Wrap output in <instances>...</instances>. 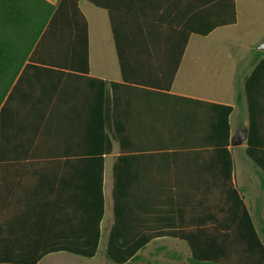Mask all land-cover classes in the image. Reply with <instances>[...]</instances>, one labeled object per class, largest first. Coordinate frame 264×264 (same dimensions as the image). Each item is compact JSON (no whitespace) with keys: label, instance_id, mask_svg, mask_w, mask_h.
Instances as JSON below:
<instances>
[{"label":"crops","instance_id":"0c3cea01","mask_svg":"<svg viewBox=\"0 0 264 264\" xmlns=\"http://www.w3.org/2000/svg\"><path fill=\"white\" fill-rule=\"evenodd\" d=\"M46 1L56 5L60 0ZM115 2L124 6V1ZM235 2L237 24L201 38H213L227 29L242 36L254 27L258 16L254 8L264 0H245V7ZM79 7L88 23L89 74L67 81L70 94L62 97L50 127L29 157L20 144L8 149V159L0 160V249L19 259L15 262H28L30 248L40 252L51 247H92L98 229L99 250L104 243L107 247L114 223L116 164L133 230L203 227L212 213L211 202L220 209L218 202L226 198L231 184L256 229L258 222L263 231L264 172L247 156L250 109L245 83L255 72V59L264 53L257 49L264 44V33L246 40L243 54L234 48L190 47L196 35L191 36L168 92L119 98L116 129L121 146L113 137L108 94L97 82L107 88L110 83H123L110 16L85 1ZM178 53L176 49L159 52L163 56L159 61L171 64ZM260 68L254 81L256 141L264 151V65ZM127 69L132 78L137 77L142 63ZM215 106L233 109L226 148L223 129L214 125L220 112ZM96 126L104 129V136ZM243 131L246 140L233 146L231 140ZM107 137L112 140L111 150ZM164 241L184 245L186 252L173 258L187 264L190 252L184 243L158 239L150 247ZM60 254L67 253L52 255Z\"/></svg>","mask_w":264,"mask_h":264},{"label":"trees","instance_id":"16d2710c","mask_svg":"<svg viewBox=\"0 0 264 264\" xmlns=\"http://www.w3.org/2000/svg\"><path fill=\"white\" fill-rule=\"evenodd\" d=\"M88 2L108 12L121 63L123 83L102 81L112 113L114 139L120 97L163 95L173 84L180 59L193 35L207 37L215 30L237 24L235 0H0V160H6L12 146L24 147L26 157L50 127L62 97L70 94L67 81L89 74L88 23L80 2ZM176 49L173 63L159 61L158 53ZM255 59L256 69L245 83L250 109V134L247 156L264 172V151L256 141L259 120L256 114V75L264 65V53ZM142 63L137 77L127 65ZM95 81V80H94ZM165 96H168L165 94ZM169 97V96H168ZM241 95L237 96L240 102ZM215 126L225 133L224 148L229 146L231 107L215 106ZM99 135L104 129L95 127ZM109 150L112 140L107 137ZM218 145V144H216ZM227 153V152H226ZM231 165V156L227 153ZM231 167V166H230ZM203 227L173 231L133 230L126 214L118 164L114 168V223L105 251L112 264L146 262L143 253L158 239H172L187 245V264H264V239L261 238L247 207L230 184L220 209L211 202ZM197 228V229H196ZM264 236V230H263ZM101 232L94 235L92 247L30 248L28 262L0 249V264H39L44 258L67 253L94 259L99 251Z\"/></svg>","mask_w":264,"mask_h":264},{"label":"rangeland","instance_id":"374dc122","mask_svg":"<svg viewBox=\"0 0 264 264\" xmlns=\"http://www.w3.org/2000/svg\"><path fill=\"white\" fill-rule=\"evenodd\" d=\"M239 5L245 7V0H239ZM258 12V16L254 22V27L249 31L245 32L242 36L238 34L234 29H227L226 32H218L213 38H201L195 36L191 43L190 47H219V48H234L238 49L240 54H243L244 48L242 44H245L246 40L254 41L257 36L264 33V2H259L257 8H254ZM237 32V33H236ZM263 225L257 222L258 232L262 239H264ZM178 242V241H177ZM180 243V242H178ZM162 247L163 249L157 252L156 247ZM184 245H179L172 242L164 241L160 242L157 245L149 247L144 253L143 256L151 264H181L178 263L174 257L178 254H184L186 252ZM106 244L100 248L99 253L94 259H85L81 257H74L68 254L60 255H50L44 259L41 264H112L105 255ZM157 252V253H156ZM132 264H146V262H137Z\"/></svg>","mask_w":264,"mask_h":264},{"label":"water","instance_id":"95a60500","mask_svg":"<svg viewBox=\"0 0 264 264\" xmlns=\"http://www.w3.org/2000/svg\"><path fill=\"white\" fill-rule=\"evenodd\" d=\"M260 51H264V44L257 48ZM247 138V132L243 131L237 134L236 137H234L231 140V143L233 146H240Z\"/></svg>","mask_w":264,"mask_h":264}]
</instances>
